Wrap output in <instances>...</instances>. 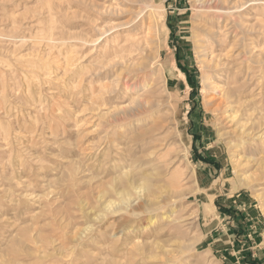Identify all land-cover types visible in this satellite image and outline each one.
<instances>
[{
    "label": "rangeland",
    "instance_id": "obj_1",
    "mask_svg": "<svg viewBox=\"0 0 264 264\" xmlns=\"http://www.w3.org/2000/svg\"><path fill=\"white\" fill-rule=\"evenodd\" d=\"M197 6L0 0V264H264V0Z\"/></svg>",
    "mask_w": 264,
    "mask_h": 264
},
{
    "label": "bare ground",
    "instance_id": "obj_2",
    "mask_svg": "<svg viewBox=\"0 0 264 264\" xmlns=\"http://www.w3.org/2000/svg\"><path fill=\"white\" fill-rule=\"evenodd\" d=\"M197 2H198L197 10H198L199 16L201 17L202 22L204 23V28H203L204 34L208 37H213L211 30L207 29L206 27H207V24L214 22L217 19V17H219L217 13L223 9L221 6V3L225 2V0H197ZM148 39H149L148 36L144 38L145 44L149 43ZM213 51H214V48H213ZM179 73L182 76H184L180 71ZM217 87H213L212 89L215 92V94L219 96L218 103L216 104L218 111L224 116L227 123H229L232 128L234 127L233 134L237 136L238 140H240V142H243V143L246 142L247 141V140L245 141L246 130L244 127H241L239 125L240 121L237 117L238 112H237V109L233 106L232 95L230 91L229 92L227 90L222 91L220 90L221 88H217ZM142 114L143 113L140 111L137 114H135V116L137 117L136 119L137 122L140 121V118H141L140 116H142ZM240 142H238V144H240ZM260 164H262L261 161H260ZM134 190H135L134 194L131 191H127L123 193L122 197L124 201H126V203H128L129 205L132 203V198L134 196H137V198L141 199L143 195L145 194V193L143 194V192L145 191L144 188H142L140 185L136 186ZM144 196H147V195H144ZM147 198L148 199L150 198L149 194Z\"/></svg>",
    "mask_w": 264,
    "mask_h": 264
}]
</instances>
